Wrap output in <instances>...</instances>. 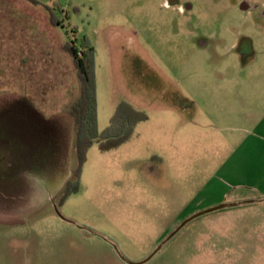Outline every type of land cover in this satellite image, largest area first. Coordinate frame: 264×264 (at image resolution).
Instances as JSON below:
<instances>
[{
	"label": "rangeland",
	"instance_id": "rangeland-1",
	"mask_svg": "<svg viewBox=\"0 0 264 264\" xmlns=\"http://www.w3.org/2000/svg\"><path fill=\"white\" fill-rule=\"evenodd\" d=\"M36 1L0 0V264L137 263L159 246L144 264H264L258 187H228L252 203L169 238L222 204L192 212L226 191L218 171L264 113L260 6ZM246 38L255 49L243 58ZM83 40L94 49L99 133L121 102L149 120L118 149L96 142L80 167L68 110L81 84L65 46Z\"/></svg>",
	"mask_w": 264,
	"mask_h": 264
},
{
	"label": "trees",
	"instance_id": "trees-1",
	"mask_svg": "<svg viewBox=\"0 0 264 264\" xmlns=\"http://www.w3.org/2000/svg\"><path fill=\"white\" fill-rule=\"evenodd\" d=\"M33 5H42L36 0H25ZM51 15V23L60 26L52 8L45 6ZM66 51L71 55L81 84L80 98L71 106L68 115L76 128V148L80 167L87 161V153L97 142L102 153L120 148L135 136L139 124L149 120L148 115L127 102H121L111 119L109 127L99 133L97 124V93L94 49L86 40L80 47L67 44ZM51 139V138H50ZM51 141L55 142L52 138ZM54 151V150H53ZM64 199V198H63Z\"/></svg>",
	"mask_w": 264,
	"mask_h": 264
},
{
	"label": "crops",
	"instance_id": "crops-1",
	"mask_svg": "<svg viewBox=\"0 0 264 264\" xmlns=\"http://www.w3.org/2000/svg\"><path fill=\"white\" fill-rule=\"evenodd\" d=\"M252 5L260 6L262 9L261 16L264 18V0H244L241 9L248 11ZM257 26L261 27L262 25L257 22ZM237 48L241 57L251 56L254 54L255 49L254 40L246 38L237 45ZM80 94L81 87L72 105L80 98ZM52 153L54 154V151ZM218 172L219 180H221L220 182L226 188V191L220 185L217 198H210L208 201L202 202L198 207L193 208L192 212L202 209L205 205L212 206L211 204L225 203L227 200L240 202L243 196L238 194L230 197V191H227L228 187H258L263 195L261 198H264V113L258 121L255 130H252L243 139L242 143L236 147L231 157L220 167Z\"/></svg>",
	"mask_w": 264,
	"mask_h": 264
},
{
	"label": "water",
	"instance_id": "water-1",
	"mask_svg": "<svg viewBox=\"0 0 264 264\" xmlns=\"http://www.w3.org/2000/svg\"><path fill=\"white\" fill-rule=\"evenodd\" d=\"M261 202H264V198H262L261 200H259ZM248 203H252V201H245V202H233V203H222L218 206H215L213 208H210V209H207V210H204V211H201V212H198L196 213L195 215L191 216L190 218H188L187 220H185L176 230L173 234H171V236L169 238H172L177 232L180 231L181 228H183L186 224H188L189 222H191L192 220L202 216V215H205L207 213H211V212H214V211H218V210H222V209H225V208H229V207H237L241 204H248ZM161 250V246H159L147 259L143 260L142 262H137V263H134V262H128V264H144L148 261H150L159 251Z\"/></svg>",
	"mask_w": 264,
	"mask_h": 264
}]
</instances>
